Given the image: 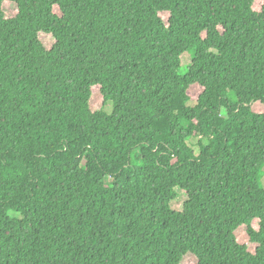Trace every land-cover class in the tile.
Masks as SVG:
<instances>
[{"label": "trees", "instance_id": "obj_1", "mask_svg": "<svg viewBox=\"0 0 264 264\" xmlns=\"http://www.w3.org/2000/svg\"><path fill=\"white\" fill-rule=\"evenodd\" d=\"M262 167L264 0H0V264H264Z\"/></svg>", "mask_w": 264, "mask_h": 264}, {"label": "rangeland", "instance_id": "obj_2", "mask_svg": "<svg viewBox=\"0 0 264 264\" xmlns=\"http://www.w3.org/2000/svg\"><path fill=\"white\" fill-rule=\"evenodd\" d=\"M165 19L167 18V14L164 13L162 15ZM41 39L43 41V43L46 46H50V44L52 43V38L50 35L48 34H42L41 35ZM191 62V54L189 52H185L181 55V68L180 71L184 72L186 67L189 65V63ZM102 104V98L99 95H93L91 98V108L92 109H97L100 107V105ZM112 109V105L111 103H109V105L105 106L103 108L104 111L106 112H110ZM197 141L198 138H191L188 140L189 144L194 148V150L197 152ZM260 178H261V182L264 186V167H262L260 169ZM176 192H177V198L171 203L172 208H174L175 210H181L183 207V202L186 199V194L184 192V190L180 189V188H176ZM235 235L237 240L240 243H243L247 246V249L250 252H254L255 248H256V243L251 242L248 238V235L246 233V229L244 226H240L235 230ZM195 262V258L192 255H187L183 258L181 264H193Z\"/></svg>", "mask_w": 264, "mask_h": 264}]
</instances>
